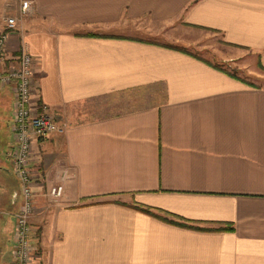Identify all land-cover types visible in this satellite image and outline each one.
<instances>
[{"label":"crops","instance_id":"1","mask_svg":"<svg viewBox=\"0 0 264 264\" xmlns=\"http://www.w3.org/2000/svg\"><path fill=\"white\" fill-rule=\"evenodd\" d=\"M0 14L18 18L0 73L25 48L34 104L64 127L32 142L30 264H264V87L172 34L216 32L264 68V0H0ZM13 104L0 84V264L21 202Z\"/></svg>","mask_w":264,"mask_h":264},{"label":"built area","instance_id":"2","mask_svg":"<svg viewBox=\"0 0 264 264\" xmlns=\"http://www.w3.org/2000/svg\"><path fill=\"white\" fill-rule=\"evenodd\" d=\"M30 1H23L21 15L31 9ZM4 30L0 34V62L8 59L7 40L9 32L16 29L18 18L0 14ZM0 84H13L14 104L11 131L14 139L12 152L9 153L14 175L20 183L21 202L15 214L13 233L14 264H30L33 240L31 220L35 209V195L32 189L33 176L30 169L33 140L43 139L54 133L64 132L56 118L50 114L46 105H36L33 101V63L31 55L22 48L17 64L0 73ZM63 194V186L54 185L48 195L58 201Z\"/></svg>","mask_w":264,"mask_h":264},{"label":"rangeland","instance_id":"3","mask_svg":"<svg viewBox=\"0 0 264 264\" xmlns=\"http://www.w3.org/2000/svg\"><path fill=\"white\" fill-rule=\"evenodd\" d=\"M172 34L174 35V44L186 51L240 77L247 83L264 87V68L259 65L256 57L249 54L240 60H235L236 51L222 42L220 34L184 26H179ZM157 38L167 39L162 34Z\"/></svg>","mask_w":264,"mask_h":264},{"label":"trees","instance_id":"4","mask_svg":"<svg viewBox=\"0 0 264 264\" xmlns=\"http://www.w3.org/2000/svg\"><path fill=\"white\" fill-rule=\"evenodd\" d=\"M218 67V66H217ZM220 68V67H219ZM222 69V68H221ZM230 75H232V76H234V77H237V76H235V75H233V74H231V73H229ZM238 78V77H237ZM140 210H142V211H145V212H147V213H150L151 214V212H150V209L149 208H139ZM165 220H167L166 218H164ZM167 221H169V222H172V223H174L173 221H170V220H167ZM179 225H181V224H179Z\"/></svg>","mask_w":264,"mask_h":264}]
</instances>
